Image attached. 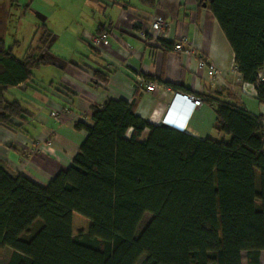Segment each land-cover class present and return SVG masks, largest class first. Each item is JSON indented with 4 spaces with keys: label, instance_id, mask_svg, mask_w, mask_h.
<instances>
[{
    "label": "trees",
    "instance_id": "obj_1",
    "mask_svg": "<svg viewBox=\"0 0 264 264\" xmlns=\"http://www.w3.org/2000/svg\"><path fill=\"white\" fill-rule=\"evenodd\" d=\"M137 1L150 8L157 2ZM197 1L208 5L242 82L264 104V0ZM49 34L44 30L21 61L0 37V125L25 136L29 113L5 95L32 80ZM200 98L215 110L219 140L192 143L141 119L136 98L106 100L92 108L91 127L76 124L85 139L46 186L0 166V256L10 250L4 264H242L243 252L247 264H260L263 118L232 95ZM73 213L92 222L89 233H71Z\"/></svg>",
    "mask_w": 264,
    "mask_h": 264
},
{
    "label": "crops",
    "instance_id": "obj_2",
    "mask_svg": "<svg viewBox=\"0 0 264 264\" xmlns=\"http://www.w3.org/2000/svg\"><path fill=\"white\" fill-rule=\"evenodd\" d=\"M53 2L56 9L50 16L56 29L42 24L32 35L37 41L46 30L54 37L51 45L49 41L38 51L32 80L5 95L8 102L23 105L30 116L27 136L0 125V166L12 177L24 176L46 186L65 171L86 136L76 124L91 127L92 108L106 100L136 98L138 117L181 131L192 143L222 137L213 132L215 110L203 100L194 106L176 92L213 98L232 95L235 99L228 102L262 116L264 125V104L258 102L256 88L244 85L236 73L226 74L235 66L234 54L206 2L157 0L153 8L137 0ZM155 18L169 24L166 36L159 40H153ZM99 29L106 34V45L93 43ZM181 39L186 40L184 47L194 48L193 55L174 52ZM196 55L217 67L223 80L198 71ZM149 82L157 86L156 91L146 89ZM4 251L7 260L10 250Z\"/></svg>",
    "mask_w": 264,
    "mask_h": 264
},
{
    "label": "rangeland",
    "instance_id": "obj_3",
    "mask_svg": "<svg viewBox=\"0 0 264 264\" xmlns=\"http://www.w3.org/2000/svg\"><path fill=\"white\" fill-rule=\"evenodd\" d=\"M53 1L55 0H0V37L5 42L4 46L11 48L17 59H21L27 54L29 45H33V48H35L36 41L32 37L34 30L42 24L49 25V28L53 30L56 29V20L50 16V13L53 14L56 9ZM53 38H51L49 46ZM129 135L130 132L127 133V137ZM150 219L151 216L147 214L139 228L145 227ZM91 228L92 222L90 220L73 213L71 228L73 235H77L80 232L89 233ZM6 254V251H2L0 264L5 263ZM241 262L242 264H247L246 253L244 252L241 254ZM260 264H264V253L261 254Z\"/></svg>",
    "mask_w": 264,
    "mask_h": 264
},
{
    "label": "built area",
    "instance_id": "obj_4",
    "mask_svg": "<svg viewBox=\"0 0 264 264\" xmlns=\"http://www.w3.org/2000/svg\"><path fill=\"white\" fill-rule=\"evenodd\" d=\"M151 28L155 32V34H157L156 37L153 38V40H159L162 37L166 36V33H167L166 31L169 30V24L161 18H155L154 21L152 22ZM93 43L95 45H101V44L106 45L107 44L106 35H102L100 37L94 38ZM185 43H186V40L181 39L176 44H174L173 50L177 55H184V54L193 55L194 54V51H193L194 48L192 46L184 47ZM195 58H196V65H197L198 71H205L208 78H211L217 81L223 80L222 72L217 67H215L212 63H209L207 60H203L200 55H196ZM232 73L238 74V71L235 66H232L230 70L226 72L227 76H229V74H232ZM238 76H240V74ZM237 81L240 82V79H237ZM156 88L157 86L151 82H149L146 86V89L149 92L156 91ZM175 95L184 100L193 102L194 106H199L202 103V99L199 96H194L191 94H182L180 92H176ZM53 114L57 116V113L55 111H53Z\"/></svg>",
    "mask_w": 264,
    "mask_h": 264
},
{
    "label": "water",
    "instance_id": "obj_5",
    "mask_svg": "<svg viewBox=\"0 0 264 264\" xmlns=\"http://www.w3.org/2000/svg\"><path fill=\"white\" fill-rule=\"evenodd\" d=\"M163 127H166V126H163Z\"/></svg>",
    "mask_w": 264,
    "mask_h": 264
}]
</instances>
